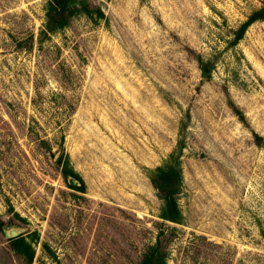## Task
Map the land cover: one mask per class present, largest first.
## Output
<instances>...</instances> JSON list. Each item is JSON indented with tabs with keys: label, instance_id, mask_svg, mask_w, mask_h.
Listing matches in <instances>:
<instances>
[{
	"label": "rangeland",
	"instance_id": "obj_1",
	"mask_svg": "<svg viewBox=\"0 0 264 264\" xmlns=\"http://www.w3.org/2000/svg\"><path fill=\"white\" fill-rule=\"evenodd\" d=\"M49 1L0 0V264H264V0H72L40 42Z\"/></svg>",
	"mask_w": 264,
	"mask_h": 264
},
{
	"label": "trees",
	"instance_id": "obj_2",
	"mask_svg": "<svg viewBox=\"0 0 264 264\" xmlns=\"http://www.w3.org/2000/svg\"><path fill=\"white\" fill-rule=\"evenodd\" d=\"M71 2L72 0H51L47 2L45 7L46 24L40 32V42L48 40L52 35L60 32L66 27ZM257 21H264V7L255 12L254 15L241 26L237 40H240L248 27ZM198 61L203 76H207V63L201 58ZM238 117L242 122H245V116L243 114H238ZM255 136L257 145H261L263 141L262 137L257 134H255ZM184 148L185 144L183 140L180 139L177 149L168 157L163 165L155 169H147L148 177L153 187L157 190L159 199L162 201L159 217L164 222L181 224L183 220V215L178 203V196L183 183L181 156ZM59 164L65 179H73L82 184L84 183L79 174L71 167L69 157L65 159L60 157ZM14 242L16 248L22 250L28 259L32 261L34 257L31 250L32 248L26 242L25 238H17ZM141 264H167L165 251L159 240L149 249Z\"/></svg>",
	"mask_w": 264,
	"mask_h": 264
},
{
	"label": "water",
	"instance_id": "obj_3",
	"mask_svg": "<svg viewBox=\"0 0 264 264\" xmlns=\"http://www.w3.org/2000/svg\"><path fill=\"white\" fill-rule=\"evenodd\" d=\"M73 180V179H72Z\"/></svg>",
	"mask_w": 264,
	"mask_h": 264
}]
</instances>
